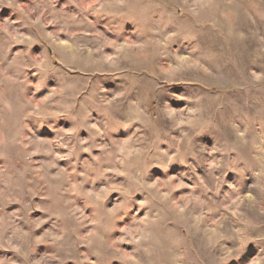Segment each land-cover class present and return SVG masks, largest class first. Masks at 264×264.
I'll list each match as a JSON object with an SVG mask.
<instances>
[{
  "label": "rangeland",
  "instance_id": "obj_1",
  "mask_svg": "<svg viewBox=\"0 0 264 264\" xmlns=\"http://www.w3.org/2000/svg\"><path fill=\"white\" fill-rule=\"evenodd\" d=\"M66 3L0 0V262L264 264V0H87L114 36ZM35 75L59 79L51 108ZM33 119L62 127L40 135ZM121 127L135 131L115 156L81 150ZM70 160L127 179L126 203L144 193L119 235V194L101 185L82 205Z\"/></svg>",
  "mask_w": 264,
  "mask_h": 264
},
{
  "label": "clouds",
  "instance_id": "obj_2",
  "mask_svg": "<svg viewBox=\"0 0 264 264\" xmlns=\"http://www.w3.org/2000/svg\"><path fill=\"white\" fill-rule=\"evenodd\" d=\"M64 6L67 8V11L69 13L75 14V16H78L81 21L84 22L85 25L95 23L96 26H98L101 30L107 33L109 36H114V32L112 30V25H114L115 21H112L109 18L106 17H97L94 15L89 9H91L92 5L87 3V0H67V3L64 4ZM69 6H73L71 10L69 9ZM43 14V13H41ZM91 16V20H89V17ZM49 23H52V21H49ZM133 26L129 25V29H132ZM50 36H58L59 32L55 33H49ZM122 38V37H121ZM62 44H67V41H61ZM90 44H92V47H96L94 43L89 41ZM111 51V49H109ZM52 59L56 58V54L54 53L51 57ZM59 79L60 78H66L70 82H75L76 80H82L87 81L89 78L87 75H81V72L88 71L85 68H76L75 70H70L67 66L65 67H59ZM35 82L32 84L31 88L29 89L30 93H38L39 97H43V100L41 103L46 108H51L52 106L56 105L59 98L63 95V90H61L58 86L59 79L54 80V85L56 87L50 86L49 79L45 81L43 84H41V80L43 79L40 75L34 76ZM87 99L85 98V103H87ZM91 108V105H89ZM120 119H124V115L121 113L119 114ZM103 118V117H101ZM62 120H55V119H49L46 122L39 120V119H33L30 120L29 123L31 124L32 129H34L38 134L45 135V133L51 129L52 133L56 132V129L62 127L61 125ZM63 127H70V126H63ZM41 129H44V131H41ZM135 129H125L123 127L117 129L116 131L112 132L111 135H100L96 138L89 137V142H85L87 144V147L82 148L81 150L83 152H89L90 150L95 151L97 148H100L101 150V157L104 155H107L109 150H111V154L115 156L116 154V148L113 144V139L118 136H127L130 135L132 132H134ZM87 135V132H85ZM62 148H58V151H62ZM89 160H92L94 164H97V167H99V164L97 163V160H94L91 155L88 156ZM68 163L72 166L73 173L72 179L76 181V183H73L69 186L67 191L72 192L74 195H79L84 197L81 199L80 203L87 207L88 209H94L88 205L87 197L94 194L95 189H99L101 185H103V191L105 192H111V193H117L119 194L115 198V202L111 203V206L106 205V214L107 216L113 218V231L116 235H119V227L123 224L127 223L133 218V215L136 213L137 209L133 206L138 205V202L143 200L144 193L141 194V198L136 199L138 195H136L134 198H130L127 203L124 199V194L128 191L125 187H117V185H128L129 181L127 179L123 180H117L112 176L101 174L97 176L95 171H89L83 167V164L77 165L74 161H68ZM132 163V162H129ZM111 165H107L106 170H110ZM129 167L128 165L125 166V171H128ZM123 175V174H122ZM83 177V179H81ZM54 179H60L59 177H54ZM149 179V177H148ZM131 195V194H129ZM109 202V200H108ZM139 206V205H138ZM131 207V211H129ZM142 214V213H141ZM127 217V218H125ZM90 223L94 225H99V221L97 220H91ZM2 227V225H0ZM4 231H7V228H4ZM102 228L99 226L96 228H93L88 232L89 236L95 237L96 242H101L103 240V236L101 235ZM27 235V233H25ZM65 238L64 234H61L58 239L63 240ZM87 259V257H85ZM132 259L133 257H129ZM2 264V262H0Z\"/></svg>",
  "mask_w": 264,
  "mask_h": 264
}]
</instances>
